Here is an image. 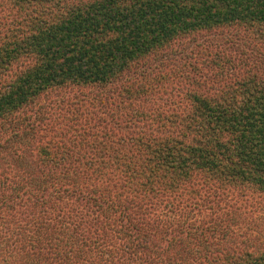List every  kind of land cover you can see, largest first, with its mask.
<instances>
[{
	"label": "trees",
	"instance_id": "1",
	"mask_svg": "<svg viewBox=\"0 0 264 264\" xmlns=\"http://www.w3.org/2000/svg\"><path fill=\"white\" fill-rule=\"evenodd\" d=\"M0 264H264V0H0Z\"/></svg>",
	"mask_w": 264,
	"mask_h": 264
},
{
	"label": "rangeland",
	"instance_id": "2",
	"mask_svg": "<svg viewBox=\"0 0 264 264\" xmlns=\"http://www.w3.org/2000/svg\"><path fill=\"white\" fill-rule=\"evenodd\" d=\"M189 42V39H187V40H184V42L183 43H188Z\"/></svg>",
	"mask_w": 264,
	"mask_h": 264
}]
</instances>
